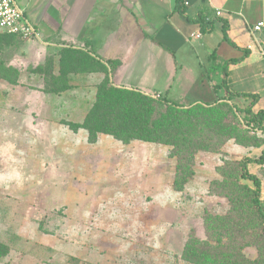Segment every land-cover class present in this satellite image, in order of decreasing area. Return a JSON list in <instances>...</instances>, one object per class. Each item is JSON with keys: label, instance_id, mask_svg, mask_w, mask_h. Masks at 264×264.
I'll list each match as a JSON object with an SVG mask.
<instances>
[{"label": "rangeland", "instance_id": "374dc122", "mask_svg": "<svg viewBox=\"0 0 264 264\" xmlns=\"http://www.w3.org/2000/svg\"><path fill=\"white\" fill-rule=\"evenodd\" d=\"M58 46L34 64L37 45L0 32V244L8 251L0 264H193L182 254L194 238L206 240V215L230 210L207 194L221 180L216 167L260 150L230 141V153H199L195 177L175 192L169 148L105 135L92 144L70 130L95 102L98 64ZM250 171L264 197V165ZM243 254L254 260L258 249Z\"/></svg>", "mask_w": 264, "mask_h": 264}, {"label": "crops", "instance_id": "0c3cea01", "mask_svg": "<svg viewBox=\"0 0 264 264\" xmlns=\"http://www.w3.org/2000/svg\"><path fill=\"white\" fill-rule=\"evenodd\" d=\"M20 2L43 39L29 41L39 49L31 57L34 64L42 52L46 58L64 45L89 52L108 69L114 87L188 107L224 102L221 67L248 50V57L229 66L226 86L231 93L258 96L254 111H264V27L254 31L264 23V0H182L184 15L176 0ZM199 17L208 26L206 32L196 22ZM224 24L229 42L223 39ZM94 75L98 84L105 77Z\"/></svg>", "mask_w": 264, "mask_h": 264}, {"label": "trees", "instance_id": "16d2710c", "mask_svg": "<svg viewBox=\"0 0 264 264\" xmlns=\"http://www.w3.org/2000/svg\"><path fill=\"white\" fill-rule=\"evenodd\" d=\"M176 9L184 15L182 0H176ZM196 22L203 32L208 30L202 17ZM227 31L228 27L224 24L223 39L229 42ZM243 52V57L227 61L221 67L224 74L221 86L226 91L224 102L183 107L166 98L155 99L137 91L114 87L108 69L90 57L89 52L70 51L97 62L98 72L105 74L97 86L93 106L82 122L68 124L70 130L74 133L80 130L86 132L92 144L97 142L99 135H106L124 145L141 142L169 148V156L177 160L172 185L175 192H182L195 177L199 153H218L230 141L246 149H261L254 158L225 161L216 167L221 180L210 182L207 194L227 200L230 210L226 216L206 215V240L194 238L182 254L183 260L193 264H264L262 180L250 171L251 165H264V138L246 136L248 132L242 131L241 126L243 123L264 131V111H254L258 96L231 93L225 80L229 66L248 57L249 51ZM215 232L217 238L213 235ZM213 240L218 248L207 243ZM226 240L232 244L222 245ZM247 247L258 249L256 259L251 260L243 254ZM7 253L6 247L0 244V260Z\"/></svg>", "mask_w": 264, "mask_h": 264}, {"label": "built area", "instance_id": "2783aa9c", "mask_svg": "<svg viewBox=\"0 0 264 264\" xmlns=\"http://www.w3.org/2000/svg\"><path fill=\"white\" fill-rule=\"evenodd\" d=\"M216 15L221 16V11H217ZM263 27L264 23L260 22L254 27V31H260ZM0 32L26 41L43 43L42 35L27 19L17 0H0ZM157 98L159 97L155 99Z\"/></svg>", "mask_w": 264, "mask_h": 264}]
</instances>
